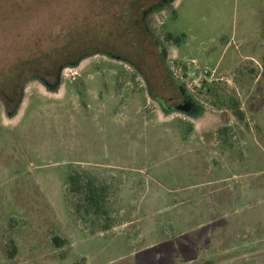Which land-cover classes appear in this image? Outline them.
<instances>
[{
  "label": "rangeland",
  "instance_id": "rangeland-1",
  "mask_svg": "<svg viewBox=\"0 0 264 264\" xmlns=\"http://www.w3.org/2000/svg\"><path fill=\"white\" fill-rule=\"evenodd\" d=\"M0 264H264V0H0Z\"/></svg>",
  "mask_w": 264,
  "mask_h": 264
},
{
  "label": "trees",
  "instance_id": "trees-1",
  "mask_svg": "<svg viewBox=\"0 0 264 264\" xmlns=\"http://www.w3.org/2000/svg\"><path fill=\"white\" fill-rule=\"evenodd\" d=\"M168 41L178 43L181 36H172L170 33L165 35ZM235 115L242 117V112L236 110ZM109 186L106 183L97 181L90 175H82L79 171H71L67 176L65 195L74 211L81 217L90 219L103 218L106 221L101 225L102 230L110 228V222L107 221L106 201ZM57 245L62 241L58 237H53Z\"/></svg>",
  "mask_w": 264,
  "mask_h": 264
}]
</instances>
